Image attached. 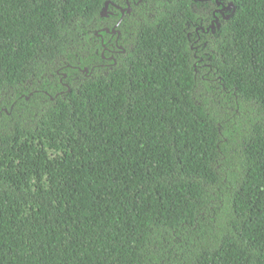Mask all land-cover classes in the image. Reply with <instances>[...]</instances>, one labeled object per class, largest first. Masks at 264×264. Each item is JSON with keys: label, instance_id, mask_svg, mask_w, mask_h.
<instances>
[{"label": "trees", "instance_id": "16d2710c", "mask_svg": "<svg viewBox=\"0 0 264 264\" xmlns=\"http://www.w3.org/2000/svg\"><path fill=\"white\" fill-rule=\"evenodd\" d=\"M105 1L0 0V264H264V0L201 71L188 0L124 17L101 67Z\"/></svg>", "mask_w": 264, "mask_h": 264}, {"label": "flooded vegetation", "instance_id": "af4514ba", "mask_svg": "<svg viewBox=\"0 0 264 264\" xmlns=\"http://www.w3.org/2000/svg\"><path fill=\"white\" fill-rule=\"evenodd\" d=\"M148 0H123L119 4L110 2V9L107 7L104 16L108 14L113 17V22L109 27H100L94 31L96 37L100 38L103 50L101 53L102 59L105 61L101 64V67L114 65L116 63V57L125 51L118 40L121 37V31L119 25L124 17L128 18L143 9V3ZM155 0H153L154 2ZM158 3L161 0H157ZM172 1V0H167ZM189 7L194 15L191 26L186 31V36L189 38V47L193 49L192 56L195 58L193 65L198 64L199 71L203 70L202 67L208 65L207 54L204 50L206 45L205 40L209 38L210 34H215L220 27L221 21L226 20V16L231 11V6L234 5L232 0H188ZM207 14L210 15L207 16ZM104 31L108 35L109 46H106L103 42V36L101 32ZM108 52L109 55L105 57L104 52ZM208 72L200 74L201 78L207 79ZM206 76V78H205Z\"/></svg>", "mask_w": 264, "mask_h": 264}, {"label": "water", "instance_id": "95a60500", "mask_svg": "<svg viewBox=\"0 0 264 264\" xmlns=\"http://www.w3.org/2000/svg\"><path fill=\"white\" fill-rule=\"evenodd\" d=\"M107 3H108V1H105L104 5H103L102 8H101V10H100V14H101V15H105V11H106V8H107ZM231 7H232V9H233V8H234V5L231 6Z\"/></svg>", "mask_w": 264, "mask_h": 264}]
</instances>
